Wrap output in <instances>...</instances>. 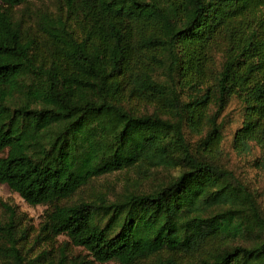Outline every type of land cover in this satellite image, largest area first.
I'll return each instance as SVG.
<instances>
[{"label": "trees", "instance_id": "obj_1", "mask_svg": "<svg viewBox=\"0 0 264 264\" xmlns=\"http://www.w3.org/2000/svg\"><path fill=\"white\" fill-rule=\"evenodd\" d=\"M30 1L0 0V184L50 207L41 232L99 264H264V208L220 163L218 121L237 102L233 148L264 156V0ZM127 170L148 189L74 201ZM0 209V264H27Z\"/></svg>", "mask_w": 264, "mask_h": 264}, {"label": "rangeland", "instance_id": "obj_2", "mask_svg": "<svg viewBox=\"0 0 264 264\" xmlns=\"http://www.w3.org/2000/svg\"><path fill=\"white\" fill-rule=\"evenodd\" d=\"M31 10H50L56 12L59 0H31ZM222 123L221 130V159L220 163L232 170L254 192L261 206L264 208V156L256 146L247 153H239L233 148V138L242 123L240 105L232 101L218 120ZM198 137L192 136V143ZM153 175V174H152ZM162 175H153L154 182L161 180ZM149 182H143L134 174V170L115 172L95 179L88 187L79 192L77 199L90 200L97 195L104 194L113 198L124 190L136 191L148 189ZM0 201L14 209L19 230L24 232L19 247L27 264H58L59 252L63 251L66 264H99L93 260L87 251L74 247L66 236L55 239L47 237L41 232V227L50 211V207L38 205L29 206L6 185L0 184ZM0 217L2 210L0 209ZM106 264H117L110 262Z\"/></svg>", "mask_w": 264, "mask_h": 264}]
</instances>
